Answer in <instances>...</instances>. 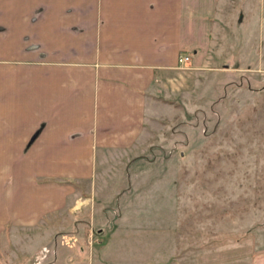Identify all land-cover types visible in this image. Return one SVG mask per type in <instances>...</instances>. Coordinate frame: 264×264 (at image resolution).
Wrapping results in <instances>:
<instances>
[{"label": "rangeland", "instance_id": "obj_1", "mask_svg": "<svg viewBox=\"0 0 264 264\" xmlns=\"http://www.w3.org/2000/svg\"><path fill=\"white\" fill-rule=\"evenodd\" d=\"M36 1H25L22 48L7 58L18 59V52L36 60L55 52L39 50L51 31L46 8ZM180 54L187 60L153 94L136 141L97 168L102 177L90 199L69 194L71 185L28 191L31 182L49 181L35 176L36 163L0 162V203L8 180L11 212L66 196L42 217L46 223L39 222L41 229L56 224L51 229L63 237L27 242L26 255L33 254L25 264L56 258L63 264L70 257L72 264H86L89 253L103 255L101 245L113 258L127 244L154 245L156 263L149 264H264V0H217L205 52ZM75 230L78 239L66 240ZM129 235L139 242L124 240ZM10 250L9 264H22L12 243Z\"/></svg>", "mask_w": 264, "mask_h": 264}, {"label": "crops", "instance_id": "obj_2", "mask_svg": "<svg viewBox=\"0 0 264 264\" xmlns=\"http://www.w3.org/2000/svg\"><path fill=\"white\" fill-rule=\"evenodd\" d=\"M25 1L0 0V162L36 163L35 176L49 181L31 182L25 185L28 191H64L71 185L69 194H87L88 199L97 192L95 179L102 177L97 168L142 132L153 94L174 79L177 55L205 52L217 0H35L46 8L52 29L39 50L55 52L36 60L16 52L20 57L15 60L6 56L22 48ZM64 179L76 185L60 182ZM2 187L0 264L10 263L11 243L25 264L33 254L26 255L27 242L63 237L51 229L56 224H45L42 217L64 205L66 196L44 205L24 203L13 213L9 181ZM88 207L87 201L81 209ZM39 222L46 226L41 229ZM74 232L66 240L78 239ZM125 238L139 242L133 235ZM98 250L103 255L89 253L86 264L156 263L152 244L119 246L113 258L110 247ZM78 254H84L81 246ZM73 258L63 264H72Z\"/></svg>", "mask_w": 264, "mask_h": 264}, {"label": "built area", "instance_id": "obj_3", "mask_svg": "<svg viewBox=\"0 0 264 264\" xmlns=\"http://www.w3.org/2000/svg\"><path fill=\"white\" fill-rule=\"evenodd\" d=\"M188 56L184 55V54H179L176 57V63L177 66H181L186 60H187Z\"/></svg>", "mask_w": 264, "mask_h": 264}]
</instances>
